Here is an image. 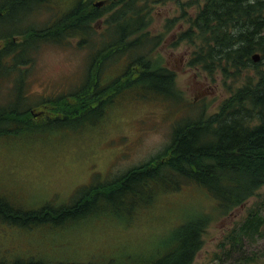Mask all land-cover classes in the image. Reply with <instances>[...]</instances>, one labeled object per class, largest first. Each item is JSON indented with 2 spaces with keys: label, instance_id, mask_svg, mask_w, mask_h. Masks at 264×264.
<instances>
[{
  "label": "trees",
  "instance_id": "16d2710c",
  "mask_svg": "<svg viewBox=\"0 0 264 264\" xmlns=\"http://www.w3.org/2000/svg\"><path fill=\"white\" fill-rule=\"evenodd\" d=\"M73 1L54 22L0 36V139L42 137L40 132L49 123L85 121L94 111L104 112L113 105L117 95L125 103L184 102L177 74L161 57L154 56L177 19L167 21L163 34L149 30L153 11L162 2L174 0ZM97 1H104L103 6L97 8ZM175 1L181 10L179 19L185 21L177 45L187 44L188 65L213 79L220 73L224 82L231 80L226 85L231 89L235 85L232 95L210 117L203 109L185 120L174 130L165 152L117 178L82 189L81 196L67 205L19 209L8 205L0 191V225L29 231L41 227L76 229L89 223L90 215L91 220L106 215L129 222L162 194L197 185L217 201L223 214L256 198L220 247L227 257L223 264H264L263 251L254 249L257 237H264V0ZM49 5L43 4L38 12L49 10ZM192 8H196L193 14ZM6 10L8 6L0 8V19ZM17 36L25 39L19 41ZM71 39L93 52L85 83L69 94L31 99L27 66L34 63L42 46H67ZM256 54L261 55L259 62L254 61ZM119 63L118 76L103 85L105 68H116ZM5 84L9 90L1 98ZM208 224L206 217L196 216L160 243L164 255L149 262L129 257L122 264H196ZM0 264L103 263H52L26 255L13 261L2 259Z\"/></svg>",
  "mask_w": 264,
  "mask_h": 264
},
{
  "label": "rangeland",
  "instance_id": "374dc122",
  "mask_svg": "<svg viewBox=\"0 0 264 264\" xmlns=\"http://www.w3.org/2000/svg\"><path fill=\"white\" fill-rule=\"evenodd\" d=\"M43 4L50 9L38 12ZM72 5L73 0L45 3L0 0V8L9 7L5 17L0 19V36L54 22ZM195 10L190 9V13ZM152 14L149 30L154 35L165 32L168 20L177 19L154 56L161 57L177 74L176 84L183 93L184 102L130 100L125 103L120 100L121 95H117L113 105L104 112V109L94 111L85 121L83 118L78 122L45 125L40 132L43 138L0 139V191L6 195L8 205L25 210L46 204L52 207L67 205L81 196L82 189L117 178L165 152L171 145L174 130L185 120L198 116L203 109L210 117L232 95L235 85L232 89L226 85L231 80L224 82L220 73L213 79L188 65L190 50L187 44L177 45L185 21L179 19L181 10L176 1L162 2ZM48 19L50 21L44 23ZM16 39L23 41L25 37L17 36ZM68 42L67 46H42L34 63L27 66L30 67L27 85L31 99L69 94L85 83L93 52L78 47L75 39ZM121 65L105 68L103 85L118 76ZM3 89L1 98L6 97L8 85ZM255 199L223 214L217 201L204 189L186 185L178 192L162 194L129 222L106 215L91 220L93 216L90 215L89 223L76 229L41 227L29 231L0 225V260L13 261L32 255L52 263L96 261L107 264L115 261L122 264L129 257L149 262L165 254L160 243L169 233L196 216H204L209 224L196 264H223L227 257L223 256L224 248L220 246L247 215ZM254 249L264 253V237H257Z\"/></svg>",
  "mask_w": 264,
  "mask_h": 264
},
{
  "label": "water",
  "instance_id": "95a60500",
  "mask_svg": "<svg viewBox=\"0 0 264 264\" xmlns=\"http://www.w3.org/2000/svg\"><path fill=\"white\" fill-rule=\"evenodd\" d=\"M101 5H102V3H98V4H97V6H101ZM259 60H260V55H258V54L255 55V56H254V61H255V62H258Z\"/></svg>",
  "mask_w": 264,
  "mask_h": 264
}]
</instances>
